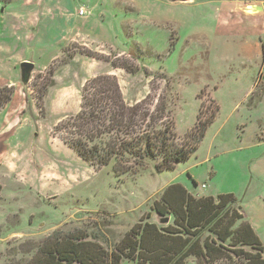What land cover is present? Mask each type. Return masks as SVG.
I'll list each match as a JSON object with an SVG mask.
<instances>
[{"label":"rangeland","instance_id":"obj_1","mask_svg":"<svg viewBox=\"0 0 264 264\" xmlns=\"http://www.w3.org/2000/svg\"><path fill=\"white\" fill-rule=\"evenodd\" d=\"M66 1L58 9L74 18L65 32L50 33L51 45L34 47L27 32L0 27V88H12L0 109V264H26L54 232H82L110 251L171 184L194 196L234 195L264 247V0H242L259 7L249 21L223 0ZM7 2L0 0L6 22ZM75 46L92 58L69 59ZM24 59L35 61L29 86L20 81ZM95 75L115 77L142 115L164 99L176 146L200 106L210 111L213 102L217 115L187 161L117 177L112 165L96 169L54 134L77 114L81 88ZM34 84L36 92L48 85L39 103ZM140 118L147 131L151 121Z\"/></svg>","mask_w":264,"mask_h":264},{"label":"trees","instance_id":"obj_2","mask_svg":"<svg viewBox=\"0 0 264 264\" xmlns=\"http://www.w3.org/2000/svg\"><path fill=\"white\" fill-rule=\"evenodd\" d=\"M75 48L69 59L76 55L92 58L90 52ZM261 63L264 67V46ZM54 64L46 71L50 82ZM124 70L129 71L126 65ZM31 88L35 96L40 94L35 97L39 103L46 91L36 92L35 84ZM11 93L12 88H0V109L9 102ZM157 103L161 104L154 106V113L142 115L138 106L126 104L115 77L95 75L81 88L77 114L57 124L54 134L96 169L112 165L117 177L131 176L147 165L158 172L172 169L197 150L218 109L213 102L210 111L200 106L195 125L186 132L182 145L176 146L170 110L164 99ZM140 117L151 121L147 131L139 128ZM149 212L110 251L88 241L82 232L63 236L54 232L26 264H187L189 260L194 264H264V247L232 194L200 197L171 184ZM151 214L168 218V223L151 222Z\"/></svg>","mask_w":264,"mask_h":264},{"label":"crops","instance_id":"obj_3","mask_svg":"<svg viewBox=\"0 0 264 264\" xmlns=\"http://www.w3.org/2000/svg\"><path fill=\"white\" fill-rule=\"evenodd\" d=\"M63 1L65 2V0H8V20L6 22L5 18L0 16V27H6L10 31L13 30L15 35H18L22 32H27L28 39L31 45L34 47L51 45L52 43L49 39L50 33H53V31L62 33L65 32L66 26L69 27L74 18L69 17L67 13H60L58 7L63 3ZM69 1L72 0L66 1L67 5L69 4ZM228 1L229 5H231V10H240L241 16L248 21L253 18L252 14L256 13L257 9L255 8L257 4L254 2H243L242 0H223L224 3L227 2L225 5L228 4ZM45 6L51 8L49 10H45L43 8ZM253 8L254 10H252ZM18 9L22 10L21 13H18ZM79 11L78 16L82 17L85 15L84 10L83 15H79ZM18 28L20 30L17 31ZM75 40H77V38ZM242 51L246 52L244 48ZM22 63H31L34 65L35 61L31 59H24ZM32 74H34V70ZM32 74L29 82L32 79ZM29 82L26 84V86H29ZM7 87H11V84H8ZM244 216L247 218L245 214ZM249 223L253 228V224L250 221Z\"/></svg>","mask_w":264,"mask_h":264},{"label":"water","instance_id":"obj_4","mask_svg":"<svg viewBox=\"0 0 264 264\" xmlns=\"http://www.w3.org/2000/svg\"><path fill=\"white\" fill-rule=\"evenodd\" d=\"M162 1L169 3V4L185 5V4H191L195 0H162ZM251 7H254V6H251ZM255 9H259V7L256 6ZM33 70H34V66L31 63H23L20 65V81L22 84H24V86H26V84L29 82ZM157 219H158L157 224L159 225H165L168 223V218L160 219L157 217Z\"/></svg>","mask_w":264,"mask_h":264},{"label":"built area","instance_id":"obj_5","mask_svg":"<svg viewBox=\"0 0 264 264\" xmlns=\"http://www.w3.org/2000/svg\"><path fill=\"white\" fill-rule=\"evenodd\" d=\"M84 14V11L83 10H80L79 11V15H83Z\"/></svg>","mask_w":264,"mask_h":264},{"label":"bare ground","instance_id":"obj_6","mask_svg":"<svg viewBox=\"0 0 264 264\" xmlns=\"http://www.w3.org/2000/svg\"><path fill=\"white\" fill-rule=\"evenodd\" d=\"M252 10H254V9H252Z\"/></svg>","mask_w":264,"mask_h":264}]
</instances>
